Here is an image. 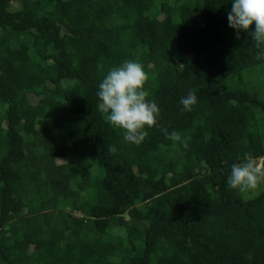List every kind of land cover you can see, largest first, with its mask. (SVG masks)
<instances>
[{"label": "trees", "instance_id": "obj_1", "mask_svg": "<svg viewBox=\"0 0 264 264\" xmlns=\"http://www.w3.org/2000/svg\"><path fill=\"white\" fill-rule=\"evenodd\" d=\"M231 8L0 0V264H264V187L227 185L264 163V58ZM126 60L160 109L139 145L98 107Z\"/></svg>", "mask_w": 264, "mask_h": 264}, {"label": "clouds", "instance_id": "obj_2", "mask_svg": "<svg viewBox=\"0 0 264 264\" xmlns=\"http://www.w3.org/2000/svg\"><path fill=\"white\" fill-rule=\"evenodd\" d=\"M229 27L236 30V38H240V31L249 32L252 25L254 31L249 32L258 49L256 59L264 58V0H232V8L228 13ZM180 66V65H178ZM148 76L143 65L126 60L120 66L110 69L98 85V107L107 114V121L123 130L124 140L139 145L147 137L145 126L157 124L160 109L155 100L147 99L149 92L144 84ZM180 103L183 111H191L197 103V96L189 91L182 97ZM167 139L179 142L185 149L188 147L186 139L173 131L163 129ZM115 152L114 146L109 148ZM264 182V163L254 158H245L231 165V172L227 178V185L240 193H248Z\"/></svg>", "mask_w": 264, "mask_h": 264}, {"label": "rangeland", "instance_id": "obj_3", "mask_svg": "<svg viewBox=\"0 0 264 264\" xmlns=\"http://www.w3.org/2000/svg\"><path fill=\"white\" fill-rule=\"evenodd\" d=\"M31 100H35V99H32ZM258 162V161H257ZM260 163V162H259ZM264 187V182H261L260 184H258L257 188L248 192V193H243L245 197H251L253 196L254 194H256L261 188Z\"/></svg>", "mask_w": 264, "mask_h": 264}]
</instances>
